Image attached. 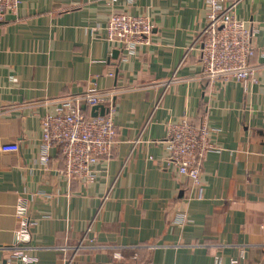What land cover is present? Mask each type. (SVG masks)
I'll return each instance as SVG.
<instances>
[{"label":"crops","instance_id":"obj_1","mask_svg":"<svg viewBox=\"0 0 264 264\" xmlns=\"http://www.w3.org/2000/svg\"><path fill=\"white\" fill-rule=\"evenodd\" d=\"M112 11L146 16L149 43L109 42ZM205 12V0H20L4 15L0 147L19 149L0 148V264H264V0L234 7L254 82L200 78ZM91 87L113 92L101 105L116 143L92 181L67 180L59 145L40 159L41 117ZM182 116L213 129L199 195L165 160Z\"/></svg>","mask_w":264,"mask_h":264},{"label":"built area","instance_id":"obj_2","mask_svg":"<svg viewBox=\"0 0 264 264\" xmlns=\"http://www.w3.org/2000/svg\"><path fill=\"white\" fill-rule=\"evenodd\" d=\"M19 3L20 0H0V21L6 13H15ZM236 3L237 0H205V22L194 42L199 43L200 78L210 83L230 79L243 82L256 80L254 69L248 63L253 54L250 47L252 31L235 18ZM151 30L152 24L146 16L112 11L107 20L106 38L127 54L138 46L148 44ZM112 96V90L91 87L79 94L59 98L54 112H47L41 117L40 159L47 162L49 150L59 145L63 159L61 173L64 177L67 180L92 181L95 177L93 164L112 155L116 128L108 112L85 116L83 106L91 108L110 102ZM212 131L205 123L194 126L186 116L166 126L163 139L167 151L166 164L184 176L197 195L202 188V162L214 147ZM0 148L2 151L16 152L19 146L18 143L10 142ZM14 255L25 262L29 261L19 250ZM120 256L119 252L113 255L114 258ZM213 264L221 263L216 259ZM229 264H239V261L230 259Z\"/></svg>","mask_w":264,"mask_h":264},{"label":"water","instance_id":"obj_3","mask_svg":"<svg viewBox=\"0 0 264 264\" xmlns=\"http://www.w3.org/2000/svg\"><path fill=\"white\" fill-rule=\"evenodd\" d=\"M108 112V108L104 107L103 105L99 104V105H94L93 107H91L90 109V114L91 116H95V115H104L105 113Z\"/></svg>","mask_w":264,"mask_h":264},{"label":"trees","instance_id":"obj_4","mask_svg":"<svg viewBox=\"0 0 264 264\" xmlns=\"http://www.w3.org/2000/svg\"><path fill=\"white\" fill-rule=\"evenodd\" d=\"M90 108L88 105H84L83 106V113L85 114V116H88V114H86V109ZM91 109V108H90ZM190 121V120H189ZM191 122V121H190ZM192 123V122H191Z\"/></svg>","mask_w":264,"mask_h":264}]
</instances>
